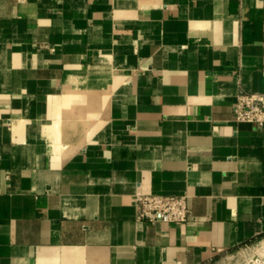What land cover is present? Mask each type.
<instances>
[{
	"label": "crops",
	"instance_id": "obj_1",
	"mask_svg": "<svg viewBox=\"0 0 264 264\" xmlns=\"http://www.w3.org/2000/svg\"><path fill=\"white\" fill-rule=\"evenodd\" d=\"M241 86L264 92V0H0V264H264Z\"/></svg>",
	"mask_w": 264,
	"mask_h": 264
},
{
	"label": "built area",
	"instance_id": "obj_2",
	"mask_svg": "<svg viewBox=\"0 0 264 264\" xmlns=\"http://www.w3.org/2000/svg\"><path fill=\"white\" fill-rule=\"evenodd\" d=\"M235 119L264 128V92L240 87L234 105ZM133 203L137 217L152 223H184L191 217L188 196L136 193ZM259 260V259H258Z\"/></svg>",
	"mask_w": 264,
	"mask_h": 264
}]
</instances>
